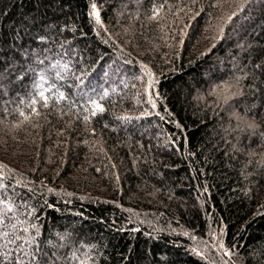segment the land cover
<instances>
[{"label": "trees", "instance_id": "16d2710c", "mask_svg": "<svg viewBox=\"0 0 264 264\" xmlns=\"http://www.w3.org/2000/svg\"><path fill=\"white\" fill-rule=\"evenodd\" d=\"M0 264H264V0H0Z\"/></svg>", "mask_w": 264, "mask_h": 264}, {"label": "snow or ice", "instance_id": "6c2138e0", "mask_svg": "<svg viewBox=\"0 0 264 264\" xmlns=\"http://www.w3.org/2000/svg\"><path fill=\"white\" fill-rule=\"evenodd\" d=\"M92 15H94L95 17H96V22L97 23H100V20H99V14L96 12V6L95 5H93V8H92ZM41 78L43 79V76H41ZM39 95L41 96V97H44V92L43 91H41L40 93H39ZM64 97H63V94H61V96H60V99H63ZM34 103H35V101H34ZM44 103H45V105L47 104V99H45L44 100ZM154 106V105H153ZM95 108L99 111V112H103L104 111V109L100 106V105H95ZM93 115H96V112L94 111L93 112ZM10 210V209H9ZM198 254V253H197ZM227 254V253H226Z\"/></svg>", "mask_w": 264, "mask_h": 264}, {"label": "rangeland", "instance_id": "374dc122", "mask_svg": "<svg viewBox=\"0 0 264 264\" xmlns=\"http://www.w3.org/2000/svg\"><path fill=\"white\" fill-rule=\"evenodd\" d=\"M93 17H95L94 15H93ZM96 18V17H95Z\"/></svg>", "mask_w": 264, "mask_h": 264}]
</instances>
